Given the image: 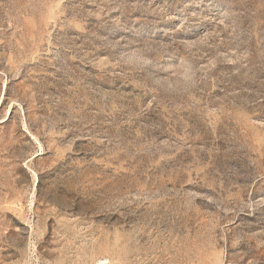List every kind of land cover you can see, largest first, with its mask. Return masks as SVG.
<instances>
[{
  "label": "rangeland",
  "instance_id": "1",
  "mask_svg": "<svg viewBox=\"0 0 264 264\" xmlns=\"http://www.w3.org/2000/svg\"><path fill=\"white\" fill-rule=\"evenodd\" d=\"M0 264H264V0H0Z\"/></svg>",
  "mask_w": 264,
  "mask_h": 264
},
{
  "label": "trees",
  "instance_id": "2",
  "mask_svg": "<svg viewBox=\"0 0 264 264\" xmlns=\"http://www.w3.org/2000/svg\"><path fill=\"white\" fill-rule=\"evenodd\" d=\"M7 116V115H6ZM6 116H5V119L4 120H6Z\"/></svg>",
  "mask_w": 264,
  "mask_h": 264
},
{
  "label": "bare ground",
  "instance_id": "3",
  "mask_svg": "<svg viewBox=\"0 0 264 264\" xmlns=\"http://www.w3.org/2000/svg\"><path fill=\"white\" fill-rule=\"evenodd\" d=\"M3 119H5V117Z\"/></svg>",
  "mask_w": 264,
  "mask_h": 264
}]
</instances>
